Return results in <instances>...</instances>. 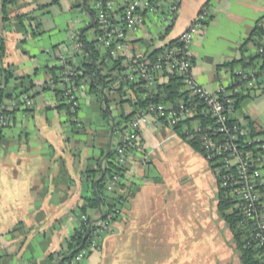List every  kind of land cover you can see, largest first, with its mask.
Instances as JSON below:
<instances>
[{
	"label": "crops",
	"instance_id": "1",
	"mask_svg": "<svg viewBox=\"0 0 264 264\" xmlns=\"http://www.w3.org/2000/svg\"><path fill=\"white\" fill-rule=\"evenodd\" d=\"M174 1L153 0L155 10L144 11L143 23L127 32L123 58L146 56L177 39L207 5L208 20L190 47L191 74L210 92L228 87L239 66L225 64L239 59L241 44L255 25H264V0H179L173 20L169 14L167 19V5L169 9ZM92 5L91 0H17L5 6V19L0 0V41L4 45L0 87L2 69L9 68L13 79L6 91L17 94L23 90L18 79L24 76L33 99L32 107L14 111L11 124L0 133V264H57L67 239L80 223L82 199L91 192L87 171L104 163L116 110L110 108L106 117L102 114L106 107L90 92L86 77L79 82L80 104L75 115L61 107L60 97L48 88L59 55H69L78 64L86 60V54L74 52L72 36L76 32L80 35L85 30V39L104 55L94 41ZM72 10L79 12V17L65 28L58 19L51 20ZM21 14L33 18L24 22L26 29L18 22ZM252 48L246 46V55H253ZM163 81L160 77L158 83ZM258 87L257 93L242 100L234 119L245 122L248 118L264 137V72ZM108 96L110 101L116 99ZM115 105L110 102L109 107ZM119 138L120 132L113 131L111 144ZM168 140L198 156L201 167L206 166L213 184L206 207L210 211L217 208L216 181L206 160L172 129L149 118L141 128L139 148L129 152L123 163L124 188L106 186V199L119 203L120 214L100 247L77 264H156L157 254L163 256L164 264L168 250L169 258L174 259L178 251L169 245L189 244L190 239L182 236L187 227L181 224L180 213L190 199H182L180 189L173 197L168 194L170 186L176 184L177 188L185 179L168 177ZM89 214L92 219L100 215L99 210H89ZM221 221L219 227L226 238L219 235L222 240L215 246L217 253L214 250L208 263L199 264H241L232 234ZM177 254L181 255L180 250Z\"/></svg>",
	"mask_w": 264,
	"mask_h": 264
},
{
	"label": "built area",
	"instance_id": "2",
	"mask_svg": "<svg viewBox=\"0 0 264 264\" xmlns=\"http://www.w3.org/2000/svg\"><path fill=\"white\" fill-rule=\"evenodd\" d=\"M178 1L175 0L166 9L173 20V13L177 10ZM153 0H94L92 11L94 21L92 30L94 41L103 50L104 55L114 59L123 58L127 47L126 34L137 29L143 23L142 13L154 11ZM209 17L207 5H203L192 19L190 25L177 37V44L171 47H163L154 59L142 56L125 59L126 68L123 71L125 80L139 82L147 88L158 83L159 73L163 65L175 70L183 77L184 89L197 101L185 103L180 101L175 107H165L163 104H150L133 116L126 124L121 141L117 146V161L121 165L126 160V155L139 148L140 131L149 118L157 120L158 116H164L166 126L173 128L181 119L192 118L199 114L213 119L212 124L203 125L200 119L191 120L190 125L185 126L186 140L201 138L203 152L210 160L214 173H223L221 186L228 188L234 200V208L242 216L241 227L248 237V244L261 249L264 264V202L261 193L264 175V138L260 135H252L246 122L234 120L235 98L234 94L253 95L257 93L256 83L261 76L257 69H237L234 72L228 87H220L215 92H210L202 87L191 74L192 61L190 47L195 35L204 26ZM74 52L83 53V46L79 40V33L72 36ZM255 54L261 57L260 64L264 65V46L256 49ZM59 86L62 90L63 103L69 111L75 115L79 108L80 83L76 77L81 71L76 69V63L72 62L69 55H59L55 59ZM50 83L52 80L50 78ZM231 87V88H230ZM230 88V90H226ZM194 100V99H193ZM33 99L22 93L11 97L0 105V133L9 127L12 114L4 112L6 109L18 110L32 107ZM79 125L77 118L74 119ZM116 177L114 176V179ZM116 213H107L105 217L93 222L95 228L91 229L90 248H98V242L111 231L112 222ZM117 219V218H116ZM87 217L81 214L77 229L88 226ZM86 230V229H85ZM84 251H80L71 263L80 262L84 257Z\"/></svg>",
	"mask_w": 264,
	"mask_h": 264
},
{
	"label": "trees",
	"instance_id": "3",
	"mask_svg": "<svg viewBox=\"0 0 264 264\" xmlns=\"http://www.w3.org/2000/svg\"><path fill=\"white\" fill-rule=\"evenodd\" d=\"M17 0H2V12L5 17V6L9 3H13ZM18 22L23 29H26V24L30 23V18L28 14L18 15ZM38 23H36V26ZM31 26V25H29ZM85 30H81L79 35V40L83 46V53L86 54V60H81L78 64L76 63V69L81 71V73L76 77V80L80 82L82 78H88L89 80V89L92 94L96 96V98L101 101L103 92L107 94L106 103H104L107 111L109 112L111 109L109 107L110 102H114L117 104H121L127 102L131 106V111L126 113H120L119 117L114 119V132H120V138L118 142L115 144L112 142L111 147L108 151H104V163L97 169L87 171V178H89L90 182V194H87L83 197V202L80 205V213L84 214L87 217L89 222L92 221V217L89 214V210L98 211L100 213V218L106 216L107 213H116L115 219L119 216L121 207L119 203L115 200L109 201L106 199L105 191L107 184L118 186L124 188L122 184V179L124 177L125 168L123 164L119 165L117 161V146L121 141L122 134L124 133L125 126L127 122L139 113L141 110L145 109L150 104H163L165 107H175L180 101L188 103V101L195 102L197 101L196 97L190 95V92L184 89L183 77L179 75L175 70H171L167 67V64L163 65L162 71L159 73L158 77H162L164 79L161 83H156L154 86L147 88L144 85H141V81L139 82H129L125 80L123 71L126 68V63H124V58L114 59L108 55L100 56V53L96 51L90 42H88L84 37ZM177 44V39L168 42L165 46L171 47ZM252 45L256 47V49L260 46H264V25L257 24L250 32L248 37L244 40V42L240 46L241 57L237 60L226 63L225 65L231 67H237L241 69L253 68L257 69V72L260 75H263L264 65L259 66L261 57L258 54L246 55V46ZM163 46V47H165ZM162 47V48H163ZM157 49L148 54L147 56L151 59H154L156 54L162 50ZM4 52L3 42L0 41V55ZM192 61V59H191ZM110 62L111 67H108ZM193 63V61H192ZM57 66L51 68V80L50 83L51 90L54 91L60 97V106L63 107L66 111H68L71 115H73L68 107L63 103L62 99V90L59 86L58 76H57ZM2 80L0 87V105H2L5 101L9 100L11 97L17 96L19 94H26L30 98H32L28 91L30 87L25 85L23 80L27 77H20L18 81L23 90H21L17 94H11L6 91V86L13 79L11 70L9 68L2 69L1 72ZM233 76L234 73H233ZM262 77V76H261ZM17 80V79H14ZM261 79H259L256 83V90H258V86L260 84ZM103 85V91L101 87ZM231 88V87H230ZM227 88L226 90H230ZM111 93L118 94V98L114 99V101H110L109 96ZM236 101L235 110L239 106L241 100L245 97L250 96L249 94H243L238 92L233 95ZM194 99V100H193ZM110 109V110H109ZM4 112H9L11 114L14 113L15 110H3ZM102 114L106 117V113L102 109ZM110 115V114H109ZM193 120L200 119V122L203 125L212 124L213 119L209 116L204 117L202 114L192 117ZM192 118H182L179 123L173 126L172 131L179 136L183 141H185L194 151L198 152L209 165L213 176L216 181V199H217V210L220 213L221 219L229 228L233 243L235 245L236 250L239 253V259L241 264H263V258L261 257L262 251L261 249L253 247L250 243L248 244V235L241 227L242 216L239 211L234 208V200L230 194V190L228 188H224L221 186L223 173L216 174L213 171L212 166L210 165V160L206 158V154L203 152L201 138L197 137L192 140H186L185 135L183 133L185 126L190 125ZM157 120L166 126V121L164 116H158ZM235 120V119H234ZM248 127L251 130L252 135H260V132L255 130L254 123L250 121L248 118L245 119ZM111 125V124H110ZM261 136V135H260ZM264 138V137H263ZM114 176L116 177L114 179ZM263 186L261 187V193L263 195L264 202V175H263ZM231 208V211L228 209ZM113 221V222H114ZM112 222V223H113ZM95 228V225H92V229ZM85 226L83 229H76L73 234L67 239L66 246L63 251L60 252V259L62 260L61 264L71 263L74 256H76L80 251H84V257H87L88 254L91 253L92 250L97 248H90L89 244L91 242L90 234L84 238ZM104 238V237H103ZM102 240V239H101ZM101 240L98 242V248L101 245ZM79 263V262H77ZM75 263V264H77Z\"/></svg>",
	"mask_w": 264,
	"mask_h": 264
},
{
	"label": "rangeland",
	"instance_id": "4",
	"mask_svg": "<svg viewBox=\"0 0 264 264\" xmlns=\"http://www.w3.org/2000/svg\"><path fill=\"white\" fill-rule=\"evenodd\" d=\"M94 2V0H91ZM47 16V14H45ZM79 17V12L76 10L69 11L67 13L61 12L57 17L51 18V20H57L65 28L70 20L74 21L75 18ZM44 25H46V17H44ZM252 46V45H251ZM256 47L253 46L251 52L254 54ZM108 67H111L110 62L107 63ZM118 98V94L111 93L110 98ZM242 102V100H241ZM241 102L239 104H241ZM113 106V105H112ZM110 107L112 112L116 110V119L119 117L120 113H126L131 107L127 102L119 103L115 107ZM96 107V106H95ZM97 108V107H96ZM240 113V107L238 108V114ZM181 139V138H180ZM186 143V142H185ZM184 145V144H183ZM189 150H183L173 145L172 141L168 140V177L175 178L181 176L184 179V183L179 187L176 184L169 187L170 196L173 197L177 194L176 189H180L179 193L182 195V199H190L188 202H184L185 207L181 211L180 217L181 224L186 226L185 234L182 235L183 238H189V244L184 242L182 247L178 244L172 243L169 247H172L176 252V257L169 258L168 256L164 264H199L201 262L208 263L214 250L215 246L220 244L222 239H225V234H223V229L219 227V221H221V216L217 208H210L207 210L208 195L211 193L213 184L210 181V175L206 169V166L201 167L200 158L198 156H191ZM195 157V158H194ZM199 200V201H198ZM205 205L204 207H201ZM209 211V212H208ZM231 211V208L228 209ZM216 213L213 215L212 213ZM176 215V214H174ZM176 217H174L175 219ZM174 221V220H173ZM221 235L222 239L219 238ZM169 237V235H168ZM189 245L191 247H189ZM188 247V248H187ZM182 249V250H181ZM180 250L181 255L177 254ZM220 249V252L224 250ZM162 255H164V251ZM216 252V250H215ZM217 253V252H216ZM174 254V253H172ZM156 257V256H155ZM163 256L159 257L157 254L156 264H162Z\"/></svg>",
	"mask_w": 264,
	"mask_h": 264
},
{
	"label": "water",
	"instance_id": "5",
	"mask_svg": "<svg viewBox=\"0 0 264 264\" xmlns=\"http://www.w3.org/2000/svg\"><path fill=\"white\" fill-rule=\"evenodd\" d=\"M90 15H91V24H93L94 16H93V14H91V13H90ZM101 90L103 91V85H102V87H101ZM106 100H107V94L103 92L101 103H102V104L106 103ZM103 110H104V112H105L107 115H109V112L107 111L106 108H103ZM111 122H112V123H111L110 136H109V144H108V147H107V151L110 149V145H111V139H112L113 127H114V120H113V118H111ZM99 219H100V216L97 217L96 219H92V221L88 224V226L86 227L85 233H84V238L87 237V235H88V233H89V231H90V229H91V225H92V223L98 221ZM61 262H62V260H59V262H58L57 264H61Z\"/></svg>",
	"mask_w": 264,
	"mask_h": 264
}]
</instances>
